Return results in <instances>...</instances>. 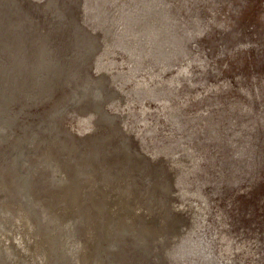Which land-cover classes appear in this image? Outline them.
I'll return each mask as SVG.
<instances>
[{
  "label": "rangeland",
  "instance_id": "rangeland-1",
  "mask_svg": "<svg viewBox=\"0 0 264 264\" xmlns=\"http://www.w3.org/2000/svg\"><path fill=\"white\" fill-rule=\"evenodd\" d=\"M0 264H264V0H0Z\"/></svg>",
  "mask_w": 264,
  "mask_h": 264
}]
</instances>
